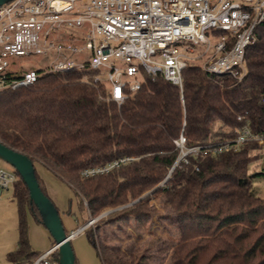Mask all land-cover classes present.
Wrapping results in <instances>:
<instances>
[{
	"label": "trees",
	"instance_id": "16d2710c",
	"mask_svg": "<svg viewBox=\"0 0 264 264\" xmlns=\"http://www.w3.org/2000/svg\"><path fill=\"white\" fill-rule=\"evenodd\" d=\"M256 36L242 80L190 64L183 90L163 76L146 77L122 104L109 99V88L95 81L94 72L46 73L32 86L0 93V141L65 181L90 219L112 210L95 224L148 220L150 199L163 196L181 230L173 257L179 264H264V198L253 189L264 166L250 171L264 156L259 146L192 159L167 179L182 133L190 146L232 138L246 124L264 134V23ZM127 158L108 172L83 175ZM15 175L19 241L7 259L32 264L41 253L31 246L29 217L44 225L27 185ZM88 235L103 264H146L144 258L124 261L101 244L98 232Z\"/></svg>",
	"mask_w": 264,
	"mask_h": 264
},
{
	"label": "built area",
	"instance_id": "2783aa9c",
	"mask_svg": "<svg viewBox=\"0 0 264 264\" xmlns=\"http://www.w3.org/2000/svg\"><path fill=\"white\" fill-rule=\"evenodd\" d=\"M262 23L264 0H12L0 6V93L32 86L46 73L94 72L95 81L109 88V99L122 104L141 90L146 77L163 76L183 90L190 64L242 80ZM40 56L50 62L39 70H24L15 60ZM250 144L264 155V134L249 124L232 138L193 146L182 133L167 179L180 164L239 153ZM129 160L83 175L105 173ZM15 180V173L0 170V199ZM56 255L53 245L32 264H62Z\"/></svg>",
	"mask_w": 264,
	"mask_h": 264
},
{
	"label": "rangeland",
	"instance_id": "374dc122",
	"mask_svg": "<svg viewBox=\"0 0 264 264\" xmlns=\"http://www.w3.org/2000/svg\"><path fill=\"white\" fill-rule=\"evenodd\" d=\"M15 60L23 66L24 70H39L50 62L45 56ZM199 62L202 63V61ZM263 165L264 157L252 164L250 171H261ZM35 167L43 180L48 197L54 200L53 203L59 210L67 232L72 233V230L82 229L92 220L87 210L81 208L80 198L65 181L55 176L41 163H37ZM0 170L9 174L15 173V169L2 159H0ZM253 189L255 194L264 198V175L254 178ZM14 207H16V201L13 197V186H10L8 190L2 192L0 199V223L3 225V230L0 232V247L6 241L8 243V239L11 238L8 212L6 215L5 212ZM148 207L151 211V217L148 220L138 221L131 217L112 224H95V221L85 230L82 229L83 231L71 240L76 264H103L100 250L89 238V231L95 234L98 232L101 244L126 262L137 263L144 258L146 264H179L173 258L175 246L181 241L177 216L163 196H153ZM110 212L112 210L105 211L94 219L99 220ZM98 225L101 227L98 228ZM30 232L34 239L33 248L37 252H45L51 246L49 236L33 231L32 226L29 225V234Z\"/></svg>",
	"mask_w": 264,
	"mask_h": 264
},
{
	"label": "water",
	"instance_id": "95a60500",
	"mask_svg": "<svg viewBox=\"0 0 264 264\" xmlns=\"http://www.w3.org/2000/svg\"><path fill=\"white\" fill-rule=\"evenodd\" d=\"M12 0H0V6ZM0 159L11 165L27 185L32 202L37 206L44 227L49 231L58 248V256L62 264H76V257L71 246L73 235L67 233L59 210L53 201L43 192L36 176L33 161L25 154L18 152L0 141ZM98 219H92L83 230Z\"/></svg>",
	"mask_w": 264,
	"mask_h": 264
},
{
	"label": "crops",
	"instance_id": "0c3cea01",
	"mask_svg": "<svg viewBox=\"0 0 264 264\" xmlns=\"http://www.w3.org/2000/svg\"><path fill=\"white\" fill-rule=\"evenodd\" d=\"M7 212H8V220L10 222V224H9L10 228L9 229H10V237L11 238L8 239L9 240L8 243L6 241L5 244H3L2 247H0V264H12L7 259V254L9 252L15 251L17 249L18 241H19L18 207H17V204H16V207H14V209H10L9 208V210L5 212V215H6ZM5 215H4V217H5ZM29 225L32 226L33 231L40 232L42 235H45L47 237L49 236V238H50V240L52 242V244H51V246L49 248H51L53 245H55V242H54L53 238L51 237L49 231L44 226L37 224L32 217H29ZM2 230H3V225L0 223V232H2ZM73 231L74 230H72V232ZM67 233H70V232H67ZM29 240H30L31 246L33 247V245H34L33 244V240L34 239H33V235L31 234V232L29 234ZM41 253H43V252H41Z\"/></svg>",
	"mask_w": 264,
	"mask_h": 264
}]
</instances>
